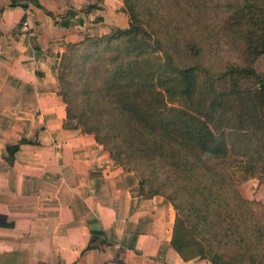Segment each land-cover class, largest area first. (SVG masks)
<instances>
[{"label":"trees","instance_id":"obj_1","mask_svg":"<svg viewBox=\"0 0 264 264\" xmlns=\"http://www.w3.org/2000/svg\"><path fill=\"white\" fill-rule=\"evenodd\" d=\"M124 2L131 23L85 61L83 114L73 119L136 175L140 193L171 201V243L184 259L264 264V204L239 190L264 177V77L257 88L243 86L264 55V0ZM212 7L221 13L213 21ZM226 47L236 61L224 56ZM248 92L260 109L254 124L242 118Z\"/></svg>","mask_w":264,"mask_h":264},{"label":"crops","instance_id":"obj_2","mask_svg":"<svg viewBox=\"0 0 264 264\" xmlns=\"http://www.w3.org/2000/svg\"><path fill=\"white\" fill-rule=\"evenodd\" d=\"M129 23L124 0H0V264H213L174 249L168 198L66 126L59 52ZM239 190L264 203V177Z\"/></svg>","mask_w":264,"mask_h":264},{"label":"rangeland","instance_id":"obj_3","mask_svg":"<svg viewBox=\"0 0 264 264\" xmlns=\"http://www.w3.org/2000/svg\"><path fill=\"white\" fill-rule=\"evenodd\" d=\"M217 1H220V0H217ZM124 10L128 14L130 23H131V17H130L129 12L126 10L125 2H124ZM210 10H212L211 14L210 15L208 13L206 14H208L207 17L211 18L212 21L221 16V13L220 14L216 13L217 12L216 7H212ZM119 28L121 27H112V28H109L108 30H103L100 27L97 29H92V30H90L89 28L88 29L85 28L84 30L80 31L81 37L79 39L78 37H76L77 38L76 42L67 43L64 50L59 52L61 63L62 62L66 63L65 69L64 68L62 69L66 74L67 87L62 88L60 86V91L64 90V92L68 93L66 94V98L67 100H70V104L67 105L68 109L71 110V116L69 115L67 118L68 125L75 126L78 124L79 127H81L80 126L81 124L77 121V119H73L72 116L74 115L79 116L83 114L81 105L84 102V97L82 95L81 90H82L83 85L86 84L87 82L88 73H86V71L87 70L89 71V68H90L89 65H86L87 67L85 66V61L93 57L97 50H100L103 52L105 47L108 46L106 43V36L113 34ZM79 43H83V44L79 46L77 50H75V48L72 49L69 47L71 44H79ZM60 46L61 44L58 45L57 47H60ZM69 50H70V54H69L68 59H64V55L67 54ZM233 50H234L233 48L230 49V47H226L223 54L224 56L226 55V58H232L233 61H236L238 59L237 57L238 53L237 51L235 50L233 51ZM253 68L255 70L254 73L247 74L243 79V86L248 91L260 86V81H259L258 76L264 77V55L260 56L253 63ZM84 77L86 78L85 83L83 81ZM245 98L250 99V100L252 99V101H250L245 107L242 118L245 120L246 124H254L256 122V120L254 119V116L258 115V111H260V109L259 110L255 109V103L249 92L246 94ZM260 112H261L260 118L262 120V124L264 128V111L262 110ZM241 174H243V172L241 173V171H238V175H241ZM138 189H139V186H138Z\"/></svg>","mask_w":264,"mask_h":264}]
</instances>
